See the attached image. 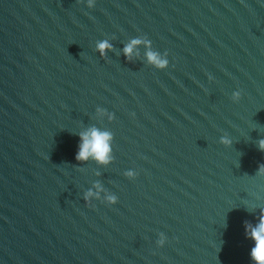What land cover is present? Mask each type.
I'll list each match as a JSON object with an SVG mask.
<instances>
[{
  "label": "water",
  "instance_id": "obj_1",
  "mask_svg": "<svg viewBox=\"0 0 264 264\" xmlns=\"http://www.w3.org/2000/svg\"><path fill=\"white\" fill-rule=\"evenodd\" d=\"M261 139L264 0H0V264H255Z\"/></svg>",
  "mask_w": 264,
  "mask_h": 264
},
{
  "label": "clouds",
  "instance_id": "obj_2",
  "mask_svg": "<svg viewBox=\"0 0 264 264\" xmlns=\"http://www.w3.org/2000/svg\"><path fill=\"white\" fill-rule=\"evenodd\" d=\"M92 0H89L91 5ZM140 43L138 39H133L123 49L126 57L130 56L133 46ZM111 45L107 41H101L97 44L98 50L103 55L104 50L110 48ZM147 59L157 69H163L168 66V59H160L156 53L148 51L146 53ZM236 96L239 93L235 94ZM81 143L79 150L75 155L77 161H86L89 157H93L98 162H107L108 152L110 147L108 141L110 134L107 132H100L99 130L92 128L89 131L80 134ZM228 143V141H224ZM258 146L261 150H264V139L258 141ZM259 171L264 172V165L260 166ZM114 199V198H111ZM250 237L255 241L254 246L250 250V256L255 264H264V216L261 217L259 224L256 227L250 228Z\"/></svg>",
  "mask_w": 264,
  "mask_h": 264
}]
</instances>
